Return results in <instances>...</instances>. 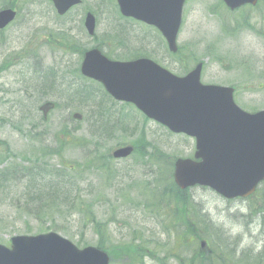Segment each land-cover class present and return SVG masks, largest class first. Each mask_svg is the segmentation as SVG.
Listing matches in <instances>:
<instances>
[{
    "label": "rangeland",
    "instance_id": "374dc122",
    "mask_svg": "<svg viewBox=\"0 0 264 264\" xmlns=\"http://www.w3.org/2000/svg\"><path fill=\"white\" fill-rule=\"evenodd\" d=\"M8 1L0 0V6ZM14 2L21 9L18 20L0 35V141L6 142L4 146H0V151L6 149L12 155L6 162L0 163V171L11 162L40 170L30 178L12 181V176L7 184L0 182V243L8 245L14 236L55 231L79 248L96 247L99 235L95 227L97 223L105 222L107 248L125 245L123 243L131 241L136 231V234L142 233V242L137 239L135 243L151 249L159 257L165 256V252L152 241V235L155 234L156 239L163 242L169 241L171 247L174 236L179 232L174 228L161 231V228L169 223L167 216L175 215L168 213L166 207L144 208L139 202L145 197L149 204L157 199L149 195L140 198L138 192L143 180L156 182L157 176L159 178L164 175L160 173V168H163L165 161L146 164L136 154L130 159L113 161L103 167L100 163L104 160L103 156L117 145L136 142L142 129L147 132L146 137L152 145H157L160 150L174 157H190L195 150L194 140L184 135H174L159 123L145 120L131 106L112 102L94 83L96 97H99L97 100H104V107H100L98 111L96 104L84 98L86 87L92 84L82 79L78 71H72L74 78L65 80V83L68 82L74 88V97L73 94L66 93L60 100V87L50 84L47 78L35 75L33 70L25 67V63L31 61L22 57L24 47H30L35 52L42 43L46 46L40 47V52L46 56L47 63H50L47 66H55V57L71 61L72 68L79 66V53L72 58L66 56L59 46L48 45V40L54 37V41L58 39L62 42L63 33L71 27L68 26L70 22L75 21V26L72 27H75L78 39L82 40L83 46L91 47L96 41L88 37L83 29L85 10H91L98 19L99 36L108 23L113 24L116 19L109 16L104 0H83L82 5L64 17L57 15L51 0ZM223 7L220 0L187 1L178 38V45L183 47L179 56L168 51L163 38L156 31L133 21H128L129 33L127 32L125 39L122 38L124 42H129L127 48L113 50L111 54L123 59L144 52L177 75L186 74L195 66V59H200L205 63L202 73L204 83L225 86L235 84L238 87L235 101L239 106L249 112L263 110L264 2L256 9L241 12H227ZM245 12L256 31L244 28L238 34H226L223 26L227 25L231 31L234 27L243 25L241 15ZM118 39L121 40L119 37ZM58 44L61 45L59 42ZM9 61L8 68L4 70ZM42 82L45 87L41 88V92L46 94L33 102L31 99L34 92ZM46 100L62 102L50 114L48 123H42L40 130L36 132L33 126H39L42 118L37 105ZM70 110L82 113L83 119L76 121L69 118ZM126 114L125 121L123 116ZM63 130L68 131V137L77 141L75 146L67 143L61 151L63 162L76 167L73 176L77 180L59 179L57 170L62 166L59 156H41L45 145L60 150L59 137ZM45 131L47 137L41 144ZM33 137L36 143L31 146ZM30 146L32 155L28 154ZM94 156L95 161L89 163L88 160ZM157 157L163 156L157 153ZM188 193L196 215H204L206 223L199 225L223 229L228 235H233V240L243 239V246L251 245L253 250L245 252L244 262L264 259V208L253 218L251 225L247 224L250 208L253 211L264 203V183L255 197L249 200H226L213 190L199 186L191 188ZM69 194H75V197L72 199ZM91 210L95 216L94 223L89 212ZM149 211L157 212L158 215L154 216ZM114 219L125 223V227L118 226L113 222ZM180 225L185 226L184 223ZM179 240L186 243L190 241L183 238ZM253 242H256L255 246L252 245ZM180 246L181 242L177 243L173 252L177 253ZM186 246L190 247L189 243ZM208 247H212L210 242ZM204 252L208 255L210 249ZM174 261L175 259L172 260ZM145 263L157 264L155 260L148 258H145ZM113 264L119 263L116 261Z\"/></svg>",
    "mask_w": 264,
    "mask_h": 264
},
{
    "label": "water",
    "instance_id": "95a60500",
    "mask_svg": "<svg viewBox=\"0 0 264 264\" xmlns=\"http://www.w3.org/2000/svg\"><path fill=\"white\" fill-rule=\"evenodd\" d=\"M80 2L79 0H54L59 12L65 13L71 6ZM123 12L128 11L130 2L127 0H119ZM184 0H175L170 9L164 15L166 8L154 6L148 14V21L154 22L160 25L162 22V29L166 35L170 48L173 51L177 50L175 38L179 28L181 7ZM225 2L232 8L239 7L245 3L255 4L257 0H225ZM162 15L164 18L162 19ZM15 17V12L12 10H3L0 12V28L5 27ZM87 26L90 29L94 27V18L89 16L87 19ZM92 53L87 56L85 62V71L88 75L102 80L109 90H113L112 83L114 79L109 78L108 73L110 71H89L88 65L91 60ZM139 67V65H133L128 67L130 69ZM202 65L190 73L185 79H177L171 76L167 71L159 69L157 66L153 67L152 79L155 84L147 88L146 91H141L138 102L140 106L144 108L151 116L163 121L164 123L173 127L172 124H178V106L180 102L190 93L188 105L184 109L185 117H189L187 120L180 119V125L178 128H185L190 132L200 134V146L201 152L198 151L197 157H203L204 161L196 163L190 160H179L176 164V181L183 187L200 184H211L227 196H235L237 194H249L251 193L256 183L264 177V112L251 116L250 119L253 127L247 126V119L242 117L241 114L235 109L232 104V90L227 88L218 89L217 91L210 88L196 87L195 84L199 81ZM132 71H126V74L130 75ZM151 81V80H150ZM132 89L124 85L120 86L118 91V98L125 100L130 99L132 95ZM228 93H225V92ZM116 92V91H115ZM112 91V93H115ZM136 94L134 100H137ZM226 108V110H225ZM210 110L208 118L205 116V112ZM232 112V113H229ZM231 115V116H230ZM206 119V123L214 124L220 127V131L223 130L225 124L230 120V127H228V133L232 136L237 134L240 130L251 133L255 132L260 142L256 147L255 156L248 165L238 166L236 162L226 153V141L229 139H218L219 142L214 144H208L209 136L206 135L210 132L206 123L203 125V121ZM132 151L131 147L123 148L115 152L116 157L127 156ZM51 237L52 235H49ZM56 237V236H55ZM57 238V237H56ZM50 239L48 243H50ZM60 239V238H59ZM16 241V239H15ZM28 241V240H27ZM60 245L52 264H64L66 261V255H68V249H70V243L60 239ZM26 245V244H25ZM32 249V246H30ZM23 247H19L16 251L17 263L20 264H40L42 260L30 261L25 251H22ZM0 250L3 248L0 246ZM72 257L70 264H107L108 260L105 254L100 251L89 248L84 252H78L74 248L70 251ZM70 259V258H69ZM68 264V263H67Z\"/></svg>",
    "mask_w": 264,
    "mask_h": 264
},
{
    "label": "flooded vegetation",
    "instance_id": "af4514ba",
    "mask_svg": "<svg viewBox=\"0 0 264 264\" xmlns=\"http://www.w3.org/2000/svg\"><path fill=\"white\" fill-rule=\"evenodd\" d=\"M71 25L74 24V22L70 23ZM70 29H68L66 32V38L65 41L63 42L65 44V47H59L60 49H62L65 53L66 56H70L71 58L74 56V52H76V47H77V43L74 37V27H69ZM45 63V59L42 58V60H40L39 65L40 68L42 69ZM68 63H70V61H65L64 58L59 59L57 57H55V70L56 71H60L59 73V80L58 82H60V79L62 77V72L61 71H75L76 68H72V64L70 66H68Z\"/></svg>",
    "mask_w": 264,
    "mask_h": 264
}]
</instances>
